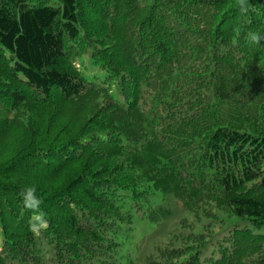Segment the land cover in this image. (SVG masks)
<instances>
[{"label": "trees", "instance_id": "trees-1", "mask_svg": "<svg viewBox=\"0 0 264 264\" xmlns=\"http://www.w3.org/2000/svg\"><path fill=\"white\" fill-rule=\"evenodd\" d=\"M249 7L0 0V264H264V41L244 35L264 0Z\"/></svg>", "mask_w": 264, "mask_h": 264}, {"label": "clouds", "instance_id": "clouds-1", "mask_svg": "<svg viewBox=\"0 0 264 264\" xmlns=\"http://www.w3.org/2000/svg\"><path fill=\"white\" fill-rule=\"evenodd\" d=\"M234 4L242 14L250 11L249 0H234ZM244 35L253 45H259L264 41V33L249 30ZM20 196L23 207L31 213L28 223L29 231L34 236H39L48 229L50 221L47 212L41 207L43 200L37 195V186L35 184L25 185L20 191Z\"/></svg>", "mask_w": 264, "mask_h": 264}, {"label": "rangeland", "instance_id": "rangeland-1", "mask_svg": "<svg viewBox=\"0 0 264 264\" xmlns=\"http://www.w3.org/2000/svg\"><path fill=\"white\" fill-rule=\"evenodd\" d=\"M2 125H1V123H0V129H2V127H1ZM5 127V126H4ZM0 154H2V153H0ZM262 169H264V162H263V164H262Z\"/></svg>", "mask_w": 264, "mask_h": 264}]
</instances>
